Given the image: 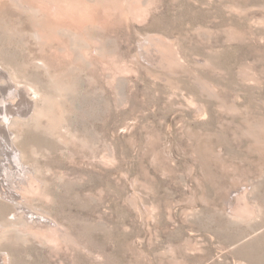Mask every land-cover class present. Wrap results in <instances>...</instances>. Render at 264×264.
<instances>
[{
	"label": "rangeland",
	"instance_id": "1",
	"mask_svg": "<svg viewBox=\"0 0 264 264\" xmlns=\"http://www.w3.org/2000/svg\"><path fill=\"white\" fill-rule=\"evenodd\" d=\"M0 264H264V0H0Z\"/></svg>",
	"mask_w": 264,
	"mask_h": 264
}]
</instances>
